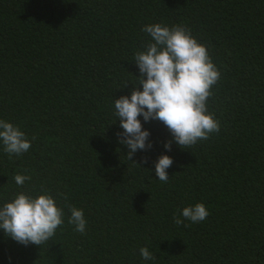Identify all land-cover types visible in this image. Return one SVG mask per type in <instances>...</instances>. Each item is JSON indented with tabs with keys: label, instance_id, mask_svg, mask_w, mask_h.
I'll list each match as a JSON object with an SVG mask.
<instances>
[{
	"label": "trees",
	"instance_id": "trees-1",
	"mask_svg": "<svg viewBox=\"0 0 264 264\" xmlns=\"http://www.w3.org/2000/svg\"><path fill=\"white\" fill-rule=\"evenodd\" d=\"M156 23L206 47L219 131L168 151V128L140 116L152 147L130 160L114 99L137 85L134 56L151 40L141 29ZM0 119L31 142L11 157L0 142V207L47 191L64 213L40 246L0 230V264H264V0H0ZM162 154L173 159L166 183ZM16 174L30 179L18 186ZM196 203L208 217L176 225Z\"/></svg>",
	"mask_w": 264,
	"mask_h": 264
},
{
	"label": "clouds",
	"instance_id": "clouds-1",
	"mask_svg": "<svg viewBox=\"0 0 264 264\" xmlns=\"http://www.w3.org/2000/svg\"><path fill=\"white\" fill-rule=\"evenodd\" d=\"M141 30L149 34L151 40L143 51H137L134 56L140 73L138 83L133 85L130 96L114 99L115 115L124 130L117 133L118 141L127 147L126 154L130 160L138 150L146 151L152 147L150 132L143 128L138 119L140 116L144 122L158 120L168 128L172 136L164 144L168 151H171L173 142L185 149L219 131L218 121L207 110V100L212 95L211 88L220 78V72L206 47L197 42L190 29L181 25L169 28L156 23L145 25ZM0 142L10 157L19 156L31 147V142L18 126L2 119ZM172 163L173 159L164 154L155 161V175L160 181H168L166 170ZM29 179V176L21 174L14 176L18 186ZM68 207L71 212L69 224L75 226V231L84 233L86 220L83 210ZM63 215V209L47 191L35 197L20 192L0 207V230L20 244L40 246L63 224ZM208 215L205 205L196 203L184 207L173 220L179 226L185 219L199 223ZM139 251L144 260L154 259L147 247H141Z\"/></svg>",
	"mask_w": 264,
	"mask_h": 264
}]
</instances>
